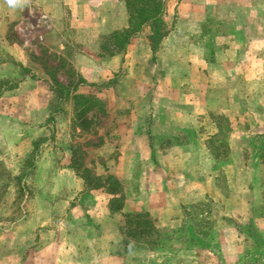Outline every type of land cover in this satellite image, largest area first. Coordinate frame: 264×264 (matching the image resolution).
I'll list each match as a JSON object with an SVG mask.
<instances>
[{
  "label": "crops",
  "instance_id": "1",
  "mask_svg": "<svg viewBox=\"0 0 264 264\" xmlns=\"http://www.w3.org/2000/svg\"><path fill=\"white\" fill-rule=\"evenodd\" d=\"M161 1L163 9L159 17L163 22V35L155 45L152 39L153 23L149 21L143 23L139 30L128 37L124 46L117 50L109 46L113 44L112 37L115 32L129 28L126 0H30V4L22 10H12L7 5L3 8L4 0H0V36L5 37L8 26L20 16H24L23 13L32 8L37 9L49 23L40 36L41 45L45 47L44 55L48 53L51 61L52 54L54 58L57 54V59L65 60L79 82L71 87L68 79L58 78L57 81L65 86L64 90L67 89L66 91L71 93H93L104 102L106 114H115L111 115L115 123L112 134L118 136L120 142L116 147L113 139L108 136V139L105 138L99 144L100 147L95 152L103 156L97 160L102 171L97 168L95 172L96 175L101 174L98 172L112 174L122 184L125 200L119 212L110 211L111 195L105 189L88 188L84 178L73 167V149L69 143L65 145L57 141L55 150L49 149L39 154L40 152L35 150V143L38 146L40 141H46V136L37 140L36 135L35 138L31 134H22L13 142V156L17 159L25 158L24 176L30 172V175L33 174L35 170V177L38 179L35 181L37 184H34L39 191L43 190L44 185L50 187L56 186L57 183L69 189L70 193L74 192V195L93 194L89 205H101V213L90 210L82 214L86 219L83 228L94 227L97 230L96 238L117 234L119 228L116 216L125 214H146L153 218V225L158 231L161 226H168L170 223H175L174 227L179 223L176 228H170L173 230L188 225H202L203 222L207 223L210 229V222L207 220L210 218L209 213L190 216L189 212H186L188 208L183 204L187 202V197L195 196L200 198L199 203H205L211 193L215 194L217 187L211 184L218 183L220 173L232 187L239 183L235 171L240 170L242 166L251 172L249 187L257 186L255 183H264V162L259 163L253 158L259 157L257 151L250 149V155L248 154L244 163L238 158L223 165L215 164L218 162V156L215 157L207 145L210 135L207 137L197 129H192L193 123L199 122L201 125L207 122L214 124L216 130L218 129L217 133L219 132V125L209 116L193 117L199 107L202 109L198 111L199 114L209 112L210 93L233 92L234 94L228 95L230 102L228 100L225 108L241 107L239 102L246 97V91L241 85L247 83L245 77H250V83H255V80L257 83L258 80H261L259 83H264V0ZM22 24L24 25L25 21ZM7 43L9 45L5 48L8 51V65L13 61L30 68L28 53L16 42ZM41 54L42 52L40 56ZM244 61L251 63L246 65L243 64ZM40 76L46 80L44 88H38L39 80H35L31 85L23 81L22 84L18 83L15 89L18 91L24 84L25 99L10 96L7 101L0 100L7 109L14 110L12 113H5L6 116L11 114L7 122H38L41 124L39 136L47 135L43 130H48L51 122L59 123L65 120V117L63 120L62 116L58 113L54 115V112L53 118L49 117L50 114L45 111V103L32 100L40 98L39 90L51 93L55 88L51 86L52 82L50 85L49 81L47 82L45 72ZM256 76L257 79H254ZM237 93L240 94L238 99L235 96ZM126 94L127 98L120 100L121 102L116 100L117 95L123 97ZM179 98L182 101H179ZM17 100L23 109L20 114L17 110L19 104L15 103ZM256 104L252 105L253 108H264V102L257 107ZM247 105L251 109L249 103ZM245 106L244 104L243 107ZM172 107L187 109L189 114L178 116L179 122H174L168 119ZM34 108L37 111L40 109L37 114ZM70 121L72 119L68 118L67 122ZM181 122L187 125L185 130L178 125ZM237 122L235 118L229 120L232 127L229 137L235 141H243V133L234 131L237 130ZM175 127L178 131L173 129ZM188 128L192 129L190 134L194 137L190 138V148L176 142L186 137ZM181 129L183 131H180ZM255 136L256 139L258 135ZM259 136L264 137V134L260 133ZM71 137L72 141V131ZM163 139L169 141L162 143ZM171 140L175 142L172 143ZM242 143L237 141L235 145L243 146ZM261 143H264V140ZM231 155L247 156L240 147L231 149ZM37 173L41 175L37 176ZM143 183H153L152 187L157 189L156 194L153 193L145 199L147 202L139 195L144 187ZM71 198L73 196L68 198L70 201H53L54 208H59L58 204L63 205L66 202L68 207L75 205V201L76 205L82 204L80 200ZM46 199V196L39 195L32 200L43 204ZM78 199H81V196ZM43 208L45 209V206ZM37 215V212L30 213L32 219L37 218ZM38 218L39 225L27 229L28 235L33 232L30 241L22 242L17 252L21 258L25 255V259L22 258L23 264H58L61 258L57 253L64 248L61 230L58 226L50 227L49 216L46 217L44 213ZM63 218H66V212L60 213L56 219ZM103 218L105 226L101 227L99 222L102 224L100 220ZM261 223L264 226V221ZM235 225L229 224L223 232L233 229L237 234ZM50 230L56 236L51 241L44 242L42 236ZM217 230L219 231V228ZM90 236L91 234L88 235L89 238ZM123 242L124 240L122 244ZM161 245L160 240L158 246ZM139 247L134 246L127 250L132 251ZM12 250L11 247L10 251L14 253ZM10 257L13 261L14 254ZM15 262L19 264L18 261Z\"/></svg>",
  "mask_w": 264,
  "mask_h": 264
},
{
  "label": "rangeland",
  "instance_id": "2",
  "mask_svg": "<svg viewBox=\"0 0 264 264\" xmlns=\"http://www.w3.org/2000/svg\"><path fill=\"white\" fill-rule=\"evenodd\" d=\"M2 5L4 8L6 4L3 2ZM23 15L8 26V32L5 37L3 35L0 36V100H3L2 102L7 101L10 96L25 99V85L23 84L18 91L15 89L18 83L22 84L23 81L28 82L27 85H31L35 80H39L38 88H44L46 80H43L40 75L45 72L48 78L47 82L49 81V85L52 82L51 86L55 88L51 93L39 90L40 98L32 100L42 104L45 103V111L50 114L49 117L53 118L54 112V115L58 113L63 120L65 117V120L59 123L51 122L48 130H43V133L47 135L39 136L41 133V130H39L40 123L17 122L12 124L7 122V118L9 119L8 116L11 114L6 116L5 113H12L14 110L7 109L3 106L4 104L0 103V108L2 109L0 117L5 119H0V264H17L15 261L23 264L25 255L22 260L17 248L20 247L22 242L30 241L29 239L33 236V232L28 235L27 229L39 225L40 219L38 217H42L43 213L46 217L49 216L48 223L51 225L50 227L58 226L61 230L60 236L61 241L64 242V248L60 253H57L61 258L58 264H264V226L261 223L264 221V183H255L254 185L257 186L249 187L248 181L251 172L243 169V166L240 170L235 171L239 183H235V186L232 187L227 183V178L220 173L217 178L218 183L211 184L213 187L214 185L217 187L215 189L216 192L215 194L214 192L211 193L210 198L206 199L205 203H199L200 198L195 196L185 197L187 202L183 206L188 208L186 212H189L190 216L191 214L194 216L199 213H209L210 218L207 220L210 222V229L208 228L209 225L203 222L202 225H188L182 229L173 230L179 223L175 227V223H170L168 226L164 225L159 228L160 232L157 234V239H161V246L142 243L139 248L132 251H128L127 246L122 244V240L126 238V233L124 234L123 230V227L126 226L125 215L116 216V223H118L119 228L117 234L96 238L95 232L97 230L94 227L83 228L86 219L82 214L90 210H96L97 213H101V205H94L93 207L89 205L93 194L74 195V192L71 191L70 193L69 189L57 183H55L56 186L51 185L50 187L49 185H44L43 190L39 191L34 184L38 179V177H35V170L33 174L30 175V172L24 176L23 165L25 158L17 159L13 156V142L22 134H31L35 138L37 136V140L45 136L46 138L48 137L46 141H40L38 146L35 143V150L38 153L40 152L39 154L49 149L55 150L54 147L57 146V141H61L65 145L67 143H69V146L72 145V149L75 152L73 162L79 167L80 173L87 178L90 177L92 182L95 181L92 177L96 175L97 168L102 171L101 166L97 164V160L103 156H99L95 152L100 147L99 144L110 136L109 138L113 139V143L118 147L120 140L118 136L112 134L115 123L111 115L115 116L114 113L111 115L108 113L102 117L100 114L95 116L89 112L77 117L73 104L72 94L74 93L70 91V93H66L56 83V80L58 78L68 79L71 87L79 81L77 77H74L75 73L71 70L72 68L68 67L65 60L57 59V54H55L56 58H54L52 54L53 58L51 61V56L48 53L46 56L44 55L45 47L41 45L40 36L49 23L37 9L32 8L23 13ZM24 21L25 24L23 25ZM37 24L39 26H36ZM9 41L12 43L16 42L19 47L28 53L30 68L13 61L8 65V51L5 47L9 45L7 43ZM41 52L42 56H40ZM249 63L251 62H243L246 65ZM262 69L264 70V67ZM245 78L247 83H242L241 85L246 91L244 93L246 97H243L239 102V104H242L241 107L225 108V104H228L229 100L227 97L232 95L233 92L220 93L215 91L213 94L210 93L211 108L209 112L199 114L198 111L202 110L201 107L195 110L193 117L196 115L199 117L209 116L215 123L217 122L216 125H219L218 133V129L216 130L214 124L206 122L200 125L199 122L193 124L190 122L193 125L192 129H197L198 132H202V135L206 134L207 137L210 135L207 138V145L215 157L218 156V162H215V164L223 165L229 161L238 160V158L244 163L248 159V154L250 155V149L258 152L257 155L259 157H253L255 161L264 162V143H261L264 137L259 136L260 133L264 134V108L257 107V105L264 102V83H259L261 80H258L259 84L257 80H255V83H250V77ZM254 79H257V76ZM238 95L240 94H235L237 99L239 98ZM251 95L252 97H250ZM127 96V94L123 97L117 95L116 100L121 102L120 100L127 98ZM178 100L182 101L180 98ZM15 103L19 104V101L17 100ZM46 103H48L47 106ZM248 103L251 109L248 108ZM244 104L247 107H243ZM254 104H256V109L252 106ZM19 105L17 106L19 109L16 107L14 109H17L20 114L23 109L21 104ZM34 111L37 114L36 108H34ZM24 112L26 113L25 110ZM187 113V109L174 107L169 112L168 119L179 122L178 116H186ZM68 118L72 119L69 123L67 122ZM79 118L83 121H89V124L86 125L87 129H83L80 126L79 122L81 119ZM233 118L238 121L236 124L237 130L234 129V131L243 133V141H235L229 137L230 128L232 129L229 120ZM173 125L177 126V124ZM178 125L183 127L184 130L186 129L185 126H187L183 122ZM173 129L178 131L176 127ZM192 129L188 128L186 137L176 142L184 144V147H192V140L190 139H194L190 134ZM71 131L73 133L72 141ZM180 131L183 130L181 129ZM256 134L258 137L255 139ZM165 141L169 140H164L162 143ZM237 141L243 142V146L235 145ZM156 142L158 141L156 140ZM171 142L174 143L175 141L171 140ZM235 147L244 149L247 156H230L231 149ZM98 173L106 176L102 172ZM39 175L41 173H37V176ZM143 184L144 187L141 188L139 195L145 200L155 191L157 192V189L152 187L153 183ZM39 195L46 196L45 203L39 204L32 200ZM193 195L195 194L193 193ZM72 196L73 198L71 199L80 200L82 204L76 205L75 201V205L68 207V202H66L63 205L58 204L59 208H54L53 201L58 199L70 201L69 199ZM79 196H81V199H78ZM100 196L99 198H101ZM47 201L48 203H46ZM43 206H45V209ZM34 212H37L38 215L37 218L34 217L32 219L33 215L30 217V213ZM56 212H59V214L66 212V218L57 220L56 218L59 214H56ZM100 221H102V224L100 222L99 224L104 227V218ZM229 224H236L237 234L233 229L231 231L226 229V232H223V229L227 228ZM217 228H219L220 232ZM90 234L89 238L88 235ZM55 236L50 230L44 233L42 240L44 242L51 241ZM134 243L135 239L129 237L130 246H132L131 244L134 245ZM11 247L14 253L10 251ZM11 254H14V257H12L14 258L13 261H11ZM62 259H65V261H62ZM24 264L26 263L24 262ZM45 264H49V262Z\"/></svg>",
  "mask_w": 264,
  "mask_h": 264
},
{
  "label": "trees",
  "instance_id": "3",
  "mask_svg": "<svg viewBox=\"0 0 264 264\" xmlns=\"http://www.w3.org/2000/svg\"><path fill=\"white\" fill-rule=\"evenodd\" d=\"M126 4L129 13V28L122 32H115L112 37L113 44L109 47H114V49L120 50L128 40V37L139 30L143 23L149 21L153 23L152 39L155 41L153 42V45H155L157 40H159L163 35V22L159 17L163 9L162 1L126 0ZM56 83L61 87V89L64 90L65 86H63L57 80ZM66 90L67 89L64 90L66 93H70ZM72 96L74 102L73 104L75 107L74 110L77 114V117H81L89 112L93 113V115L95 116L100 114L102 117H104L106 115L104 102L100 101V99L95 97V95L74 93L72 94ZM79 123L83 129H87L86 125L89 124V121H83L81 119ZM74 153L75 152L73 149V160ZM73 167L77 169L79 174L84 178L88 188H103L109 195H111V198L109 200L110 211L119 212L121 210L125 200V193L122 184L115 176H113L112 174H107L106 176L94 175V177L92 178L95 181L92 182V179L90 177L87 178L85 177V175L80 173L79 167H77L74 162ZM125 223L126 226L123 227L124 234L126 233L124 244L127 246V249H131L134 246H140V244L142 243L146 245H158L160 243L161 239H157V234L160 231L155 228L150 217H148L146 214H125ZM127 235L135 239L134 245L131 244L132 246H130L129 237L127 238Z\"/></svg>",
  "mask_w": 264,
  "mask_h": 264
},
{
  "label": "clouds",
  "instance_id": "4",
  "mask_svg": "<svg viewBox=\"0 0 264 264\" xmlns=\"http://www.w3.org/2000/svg\"><path fill=\"white\" fill-rule=\"evenodd\" d=\"M4 3L9 9H24L30 4V0H4Z\"/></svg>",
  "mask_w": 264,
  "mask_h": 264
}]
</instances>
